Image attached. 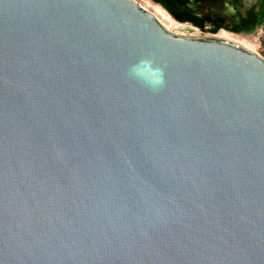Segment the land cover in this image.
<instances>
[{
  "label": "water",
  "instance_id": "water-1",
  "mask_svg": "<svg viewBox=\"0 0 264 264\" xmlns=\"http://www.w3.org/2000/svg\"><path fill=\"white\" fill-rule=\"evenodd\" d=\"M0 264H264V56L0 0Z\"/></svg>",
  "mask_w": 264,
  "mask_h": 264
},
{
  "label": "rangeland",
  "instance_id": "rangeland-1",
  "mask_svg": "<svg viewBox=\"0 0 264 264\" xmlns=\"http://www.w3.org/2000/svg\"><path fill=\"white\" fill-rule=\"evenodd\" d=\"M136 1L144 4L148 8H151L150 5L152 3L162 5L158 0ZM187 6L193 9L197 14L203 16L209 14V11H211L212 16H217V13L228 14L229 16V11H234L238 14H241L236 20L229 17L228 19L231 21L229 25L221 26L216 32L211 30L213 27L211 24H208L205 29H202L198 26L197 27L201 30V34L206 35L217 34L222 28H225L231 32H239L250 35L255 41V49L259 54L264 56V0H190L187 3ZM258 11H260V13L257 15L256 13ZM247 12L250 15L249 18H247ZM172 16L175 17L173 14ZM262 17L263 20L261 23H259V19ZM237 23H240V25L235 26ZM239 28L245 29L237 31Z\"/></svg>",
  "mask_w": 264,
  "mask_h": 264
},
{
  "label": "bare ground",
  "instance_id": "bare-ground-1",
  "mask_svg": "<svg viewBox=\"0 0 264 264\" xmlns=\"http://www.w3.org/2000/svg\"><path fill=\"white\" fill-rule=\"evenodd\" d=\"M142 6L148 9L149 11H151L152 13H154L156 17L159 19V21L166 28H168L169 30L175 33L191 35V36L201 34V30L197 26L193 25L190 22H180L176 20L171 15V13L164 6L160 4L152 3L150 5L151 8H148L144 4H142ZM212 35L234 41L236 43L245 46L246 48H249L250 50L257 52V50L255 49V41L253 37L245 33L231 32L225 28H222L217 34H212Z\"/></svg>",
  "mask_w": 264,
  "mask_h": 264
},
{
  "label": "trees",
  "instance_id": "trees-1",
  "mask_svg": "<svg viewBox=\"0 0 264 264\" xmlns=\"http://www.w3.org/2000/svg\"><path fill=\"white\" fill-rule=\"evenodd\" d=\"M158 1L162 5H164L168 9V11L171 12V15L173 14L180 22L189 21L193 23V25L198 26L202 29H205L208 24H211L213 26L211 28L213 32H216L221 27V24L218 22V19L213 17L212 15L203 16L197 14L193 9L189 8L187 6V3L190 0H158ZM262 20L263 17L259 19V23H261ZM241 29H245V28H239L237 29V31H240Z\"/></svg>",
  "mask_w": 264,
  "mask_h": 264
},
{
  "label": "flooded vegetation",
  "instance_id": "flooded-vegetation-1",
  "mask_svg": "<svg viewBox=\"0 0 264 264\" xmlns=\"http://www.w3.org/2000/svg\"><path fill=\"white\" fill-rule=\"evenodd\" d=\"M210 13L209 14H207V15H205V16H208V15H212L211 14V11H209ZM260 13V11H258L256 14L258 15ZM241 14H238V13H236V12H234V11H232V12H230L229 11V16H228V14H219V13H217V16H213V17H215V18H217L218 19V22L221 24V26H225V25H229V23L231 22L228 18L230 17L231 19H237L239 16H240ZM249 14H248V12H247V18H249ZM243 17V16H242ZM245 19V18H244ZM246 21V20H245ZM236 25H240V23H237V24H235V26Z\"/></svg>",
  "mask_w": 264,
  "mask_h": 264
}]
</instances>
